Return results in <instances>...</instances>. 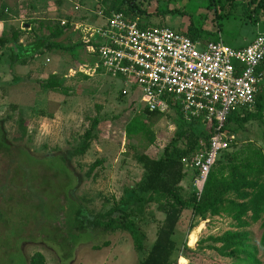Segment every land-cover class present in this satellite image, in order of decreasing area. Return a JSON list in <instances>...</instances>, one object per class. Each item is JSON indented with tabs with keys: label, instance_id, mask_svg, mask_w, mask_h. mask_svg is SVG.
<instances>
[{
	"label": "rangeland",
	"instance_id": "obj_1",
	"mask_svg": "<svg viewBox=\"0 0 264 264\" xmlns=\"http://www.w3.org/2000/svg\"><path fill=\"white\" fill-rule=\"evenodd\" d=\"M109 2L0 0V10L3 6L7 8V20L0 21V39H9L13 31H18V43L25 45L44 39L48 35L45 26L54 23L64 26V22L69 29L61 37V43L67 47L78 45L73 51L42 49L41 54L25 65L13 61L8 45L0 47V52L4 50L5 55H9L8 60L5 55L0 57V124L6 145L0 147V264H27L35 252L43 254L46 264L140 262L141 255L134 250L129 233L117 224L104 232L90 226L79 228L77 218L78 214L84 213L90 218L105 212L124 196L142 175L136 155L143 153L159 158L181 123L171 111L156 117L150 124L140 112L139 96L121 94V89L125 88L121 80L88 76L78 71L80 65L93 63L94 59L80 45L81 37L74 27L102 25L106 16L103 11ZM220 5L219 0H148L147 16L136 18L140 23L164 25L184 32L190 17L194 26L211 33L201 35V42L220 38L233 48L249 44L264 24V14L257 15L258 25L243 21L241 9L227 12L224 17H218L217 22L214 12L222 13ZM172 9L184 15L160 13ZM69 69H74L75 73H69ZM50 74L60 77L68 88L66 95L40 87L38 82ZM135 116L150 124L152 143L142 136L132 139L125 136V125ZM95 117L99 124L89 149L80 157L69 156ZM19 118L24 122L20 124ZM262 131L261 123L249 121L235 133L236 144L229 152L236 151L248 140L264 149ZM96 160H101V166L87 175L89 166ZM189 163L190 160L185 162L186 177L182 182L185 194L194 190V170ZM132 219L145 232L144 243L149 248L163 214L155 204H149L141 219L138 216ZM191 226L194 228L190 230ZM230 230L237 229L225 215L201 220L193 218L190 209L183 211L174 235L175 254H179L177 264L181 255L185 257L182 263L187 261V264H235L233 259L221 257L213 249L201 248L213 245L206 241L207 237H217ZM244 230L258 247L261 220ZM105 241L108 246L93 249ZM200 241L203 246H197ZM183 243L190 250H182ZM256 257L264 264L263 249L258 248Z\"/></svg>",
	"mask_w": 264,
	"mask_h": 264
},
{
	"label": "trees",
	"instance_id": "obj_2",
	"mask_svg": "<svg viewBox=\"0 0 264 264\" xmlns=\"http://www.w3.org/2000/svg\"><path fill=\"white\" fill-rule=\"evenodd\" d=\"M147 1L110 0L103 13L107 16L111 12H121L132 18L147 16ZM219 1L221 2L222 13L219 15L215 10L214 19L216 18V20L218 17L227 15V12L241 9L243 21L248 20L257 24L259 20L257 15L264 14V0ZM6 11L5 6L1 7L0 21L7 20ZM160 13L184 15V12L177 9L161 11ZM191 19L189 17V25L184 32H181L182 34L194 41L199 40L203 34L211 35L209 31L203 32L199 27L194 26ZM58 24L45 26L48 35L44 39L33 41L25 46L18 43L19 32L13 31L9 39H0V47L11 44L8 49L12 54L13 61L21 65H25L29 60L41 54L42 49L73 51L78 45L67 47L60 41L66 30L69 29V25L59 26ZM39 25L40 27L43 26L40 22ZM145 25L164 26L149 23H145ZM263 30L264 24L261 25L260 32ZM80 45L83 48L81 41ZM20 54L22 57L16 59L15 55ZM3 56L1 53L0 57ZM259 70L264 71V63L259 67ZM38 83L42 89H49L64 95L68 93V88L64 86L57 74H50ZM173 111L181 123L175 134L164 146L160 157L153 159L143 153L136 155L135 160L142 168L140 180L131 189L125 191L124 196L105 212H98L90 218L87 214H78V222L81 225L79 228L90 226L107 232L113 225L117 224L120 229L129 233L134 250L141 255L139 264H177L176 256L178 257L179 254H175L177 244L174 235L182 212L190 209L192 217L201 220H205L207 216L225 215L233 221V227L237 230L226 231L217 237L209 236L206 241L212 242L213 245L201 248L213 249L221 257L233 259L235 264H260L256 256L258 248L264 250V149L251 140L244 142L236 151L229 152L233 146L231 145L228 150L219 154L207 175L200 197L196 196L194 190L185 194L181 185L186 177L184 160H189L193 156L199 148L200 140L207 142L209 130L198 119H193L190 122L185 121L179 107L176 106ZM140 112L145 115L150 124L156 117L165 115L156 112L149 113L146 109ZM252 120L263 125L261 138L264 144V89L262 85L258 89L253 107L250 110H241L230 114L224 125V130L227 133L235 134ZM18 122L23 123V118H19ZM98 124L99 119L97 117L90 120L88 128L81 135L77 146L72 149L69 156L80 157L86 153L94 139V131ZM150 124L141 117L135 116L125 125V136L128 139L142 136L152 143L154 136ZM2 135L3 128L0 124V147H6ZM101 164V160L94 161L86 174H92ZM196 176L197 172L194 171L192 180ZM149 204L156 205V209L163 214V219L156 231L154 242L149 248H146L144 243L146 234L133 221L132 217L138 216L141 219L146 206ZM260 220L262 234L257 247L252 243L250 234L244 229ZM193 228L191 226L190 230ZM108 245V241H105L101 246H93V249L99 250ZM197 246H203L201 241ZM182 250L190 249L183 243ZM27 264H46V260L42 253L35 252L29 257Z\"/></svg>",
	"mask_w": 264,
	"mask_h": 264
},
{
	"label": "built area",
	"instance_id": "obj_3",
	"mask_svg": "<svg viewBox=\"0 0 264 264\" xmlns=\"http://www.w3.org/2000/svg\"><path fill=\"white\" fill-rule=\"evenodd\" d=\"M74 28L94 59L78 71L121 80V94L138 95L141 110L166 115L177 106L185 121L198 119L209 130L207 142L200 140L189 159L197 172L192 186L199 198L219 154L236 143V135L224 130L228 116L250 110L263 83L264 30L249 44L233 48L220 39L194 41L171 27L148 26L121 12L105 16L100 26Z\"/></svg>",
	"mask_w": 264,
	"mask_h": 264
},
{
	"label": "crops",
	"instance_id": "obj_4",
	"mask_svg": "<svg viewBox=\"0 0 264 264\" xmlns=\"http://www.w3.org/2000/svg\"><path fill=\"white\" fill-rule=\"evenodd\" d=\"M15 30H18V29H15ZM218 39H220V38H218ZM221 40V39H220ZM30 43V42H29ZM29 43H27V44H29ZM27 44H25V45H27ZM9 47L11 46V44H7ZM25 45H22V46H25ZM5 52H7V50H5ZM1 53H3V55H5V53H4V50H3V52L1 51L0 52V54ZM5 56H7V59H5V60H8V57H9V55L6 53V55ZM11 57H12V54L10 55ZM30 61V60H29ZM48 62L50 63V60L48 59ZM28 63V62H27ZM31 68V67H30ZM29 70H32V69H29ZM51 73H53V72H51ZM185 166V165H184ZM186 167V166H185ZM186 171V170H185ZM184 181V180H183ZM182 181V182H183ZM181 185H182V183H181ZM183 186V185H182Z\"/></svg>",
	"mask_w": 264,
	"mask_h": 264
},
{
	"label": "bare ground",
	"instance_id": "obj_5",
	"mask_svg": "<svg viewBox=\"0 0 264 264\" xmlns=\"http://www.w3.org/2000/svg\"><path fill=\"white\" fill-rule=\"evenodd\" d=\"M182 259H184V257H179L178 264H187V261H185L184 263H182Z\"/></svg>",
	"mask_w": 264,
	"mask_h": 264
}]
</instances>
